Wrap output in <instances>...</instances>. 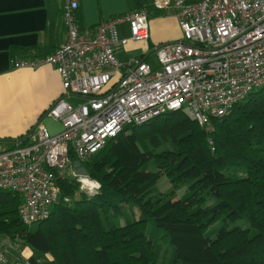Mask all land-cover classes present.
Wrapping results in <instances>:
<instances>
[{"label":"trees","instance_id":"obj_1","mask_svg":"<svg viewBox=\"0 0 264 264\" xmlns=\"http://www.w3.org/2000/svg\"><path fill=\"white\" fill-rule=\"evenodd\" d=\"M134 1L150 15L151 0ZM210 120L206 129L167 110L124 126L80 162L97 192L57 172L60 199L32 225L19 217L20 193L0 189V234L57 264H264V85ZM161 172L172 188L158 194Z\"/></svg>","mask_w":264,"mask_h":264},{"label":"built area","instance_id":"obj_2","mask_svg":"<svg viewBox=\"0 0 264 264\" xmlns=\"http://www.w3.org/2000/svg\"><path fill=\"white\" fill-rule=\"evenodd\" d=\"M154 9L173 7L178 37L157 43L144 57L118 51L129 40L146 42L145 7L99 21L92 32L75 19L78 0H63L66 39L37 59L14 66L48 62L57 69L61 94L42 116L59 121L55 131L40 118L23 137L0 142V189L20 193L21 221L45 218L60 199L56 174L75 177L79 189L94 194L100 186L80 162L128 124H138L167 110L180 111L211 128L252 90L264 85V0H151ZM126 22L128 34L118 24ZM65 95H78L73 104ZM69 201L68 196H64ZM18 235L0 234V264H30Z\"/></svg>","mask_w":264,"mask_h":264},{"label":"crops","instance_id":"obj_3","mask_svg":"<svg viewBox=\"0 0 264 264\" xmlns=\"http://www.w3.org/2000/svg\"><path fill=\"white\" fill-rule=\"evenodd\" d=\"M62 3L63 0H0V142L8 143L9 138L25 132L62 92L61 78L53 64H13L18 59L41 58L66 39ZM77 7L79 28L92 32L99 21L131 12L137 5L134 0H78ZM151 8L147 41L129 40L119 49V59L135 56L133 50H139L137 56L149 55L157 43L179 36L175 9ZM118 28L128 34L126 22L118 24ZM23 253L30 264H57L48 254L33 258L27 246Z\"/></svg>","mask_w":264,"mask_h":264},{"label":"rangeland","instance_id":"obj_4","mask_svg":"<svg viewBox=\"0 0 264 264\" xmlns=\"http://www.w3.org/2000/svg\"><path fill=\"white\" fill-rule=\"evenodd\" d=\"M131 53L134 54L135 56H137L140 52H139V50H133ZM147 59L150 61L151 64L155 63V56L153 53H150ZM65 99L68 100L69 102L73 103V104H76L78 102L83 101V97L78 96V95H65ZM41 120H43V122L48 125V127L50 128V131H55L56 129H58L60 127L59 121H53L52 118H50L48 116H42ZM155 168L156 167L153 163H151L149 165V169L155 170ZM187 186H188V182L177 183L176 186L174 187V191H173L175 197H179L186 190ZM171 188H172V183L161 172L159 174V178L157 179V182H156V192L155 193L160 194L162 192H167ZM211 201H212V198L208 197L205 200L204 204L209 203ZM122 204L125 205L124 202H122ZM133 210H134L135 216H137L138 215V209L134 206ZM121 221H122V219H121ZM237 221L243 225L246 224V222L243 220H237ZM219 223H220V220L210 224L208 226V229H212L213 227H215ZM165 245H166V242H162V246H165ZM32 257L37 259L36 254H34L33 252H32Z\"/></svg>","mask_w":264,"mask_h":264},{"label":"clouds","instance_id":"obj_5","mask_svg":"<svg viewBox=\"0 0 264 264\" xmlns=\"http://www.w3.org/2000/svg\"><path fill=\"white\" fill-rule=\"evenodd\" d=\"M96 187H97V188H99V185H98V184H96Z\"/></svg>","mask_w":264,"mask_h":264}]
</instances>
